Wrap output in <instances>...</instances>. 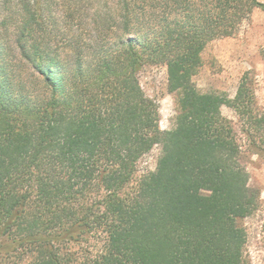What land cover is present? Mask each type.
I'll return each mask as SVG.
<instances>
[{
  "label": "trees",
  "instance_id": "trees-1",
  "mask_svg": "<svg viewBox=\"0 0 264 264\" xmlns=\"http://www.w3.org/2000/svg\"><path fill=\"white\" fill-rule=\"evenodd\" d=\"M89 1L64 3L71 41L60 47L45 32L55 0H0V264H253L255 79L246 72L232 97L194 76L207 44L264 2ZM150 64L167 66L178 95L170 129L139 79ZM156 147V167L141 171Z\"/></svg>",
  "mask_w": 264,
  "mask_h": 264
},
{
  "label": "rangeland",
  "instance_id": "rangeland-1",
  "mask_svg": "<svg viewBox=\"0 0 264 264\" xmlns=\"http://www.w3.org/2000/svg\"><path fill=\"white\" fill-rule=\"evenodd\" d=\"M67 1L55 0L53 2L51 7L57 13L55 14L57 15L55 18L57 26H54L52 21L45 25L47 36L60 47L66 46L71 41V21L59 15V13L64 14L63 5ZM260 1L264 2V0ZM82 3L85 5L83 10L89 11L88 9L95 7L94 1L83 0ZM78 4L80 6L79 2ZM161 9L159 6L150 7L149 12H159ZM68 51L66 50V55H69ZM17 53L18 51L15 53L16 56L14 55V61L20 64V57ZM202 58L203 64L194 76L202 92H224L234 97L241 77L249 71L255 79L258 105L264 109V10L262 8H256L253 11L251 19L243 24L237 34L209 42L202 52ZM139 79L146 94L159 105L162 129L172 128L178 112V95L169 90L167 66L164 64L147 65L140 71ZM222 111L234 121L238 128L242 126L241 119L233 108L223 105ZM240 135L247 147L248 139L243 133ZM159 154L160 147H156L146 155L140 163L141 171L154 169ZM247 165L251 182L260 189L262 196L260 209L245 219L249 231V252L253 264H264V152L257 150L247 152Z\"/></svg>",
  "mask_w": 264,
  "mask_h": 264
}]
</instances>
